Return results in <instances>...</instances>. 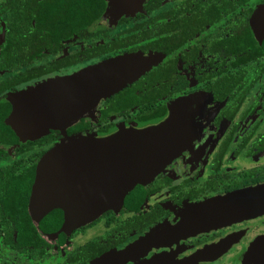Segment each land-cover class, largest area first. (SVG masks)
Masks as SVG:
<instances>
[{
	"label": "flooded vegetation",
	"instance_id": "af4514ba",
	"mask_svg": "<svg viewBox=\"0 0 264 264\" xmlns=\"http://www.w3.org/2000/svg\"><path fill=\"white\" fill-rule=\"evenodd\" d=\"M111 62L121 85L91 104L85 76ZM163 122V164L118 207L43 204L50 150ZM256 261L264 0H0V264Z\"/></svg>",
	"mask_w": 264,
	"mask_h": 264
},
{
	"label": "water",
	"instance_id": "95a60500",
	"mask_svg": "<svg viewBox=\"0 0 264 264\" xmlns=\"http://www.w3.org/2000/svg\"><path fill=\"white\" fill-rule=\"evenodd\" d=\"M114 65V62L103 64L85 76L84 89L90 92L91 104L121 85L114 75ZM50 115L41 118H50ZM168 127L169 123L163 122L144 130L124 129L103 138L78 136L50 150L43 156L37 173V189L42 190L43 204L56 207L59 202L63 205V214L68 216L73 204H78L73 199H81V204L84 200L85 205L91 200L84 219L118 207L135 184L147 182L163 164L160 152L165 147ZM68 182H74L76 189L89 186L90 195L83 191L56 192V188H63ZM256 264L263 262L256 261Z\"/></svg>",
	"mask_w": 264,
	"mask_h": 264
}]
</instances>
